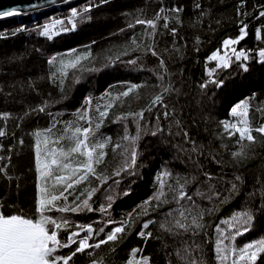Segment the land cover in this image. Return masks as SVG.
<instances>
[{
  "label": "trees",
  "instance_id": "1",
  "mask_svg": "<svg viewBox=\"0 0 264 264\" xmlns=\"http://www.w3.org/2000/svg\"><path fill=\"white\" fill-rule=\"evenodd\" d=\"M262 12L264 0H74L1 19L0 212L38 218V183L63 190L53 187L56 176L71 174L63 164L77 168L86 157L66 159L61 150L74 146L75 128H88L90 146L105 144L95 167L106 179L90 176L57 203L75 207L95 188L92 211L48 215L69 220L60 231L65 241L78 232L77 241L86 237L94 245L117 227L124 232L69 264H145V257L147 264H264V252L255 261L240 259L239 252L264 240V136L253 132L259 142L249 144L222 123L238 124L231 109L247 102L249 126L264 124ZM149 20L154 28L138 23ZM232 39L238 43L226 47ZM213 53L228 59V67L209 60ZM84 56L75 68L65 67ZM133 85L139 87L129 91ZM158 94L164 100L153 106ZM140 112L142 118L132 115ZM242 146L246 157L234 159ZM53 151L60 165L40 179L37 155L43 164ZM244 212L252 216L249 223H222ZM77 246L54 255H70ZM133 249L139 251L133 255Z\"/></svg>",
  "mask_w": 264,
  "mask_h": 264
},
{
  "label": "snow or ice",
  "instance_id": "2",
  "mask_svg": "<svg viewBox=\"0 0 264 264\" xmlns=\"http://www.w3.org/2000/svg\"><path fill=\"white\" fill-rule=\"evenodd\" d=\"M85 11H88L85 8ZM175 11H180V9H175ZM18 12L16 9H12L11 11H0V17H8L17 15ZM72 15L75 17L77 13L73 11ZM264 16V12L261 13ZM138 23H147L151 27H155L153 21H138ZM48 34V28H45V33ZM245 33L243 29H241V36L239 39L244 38ZM259 38V35H258ZM238 43V40H225L224 45L227 47L232 44ZM236 50L233 49V52ZM156 55V53H153ZM243 52L236 53V59L239 60L241 56H243ZM261 56H264V52L261 53ZM82 59H87V56L84 57H77L75 60L71 61L69 64L65 65V67L75 68L77 65L80 64ZM247 59V57H245ZM209 60H219L221 63L217 64V67H228L229 61L225 57L218 56L217 53H213ZM130 63H134V61H130ZM161 65L163 66V61H161ZM247 70V69H245ZM214 71V70H213ZM209 75H212V72H209ZM162 80L163 77H160ZM212 83L217 84L219 87L223 82L222 81H211ZM206 85H202L204 87ZM138 85H133L129 91H132ZM168 88H164V92H168ZM129 92H123V96H128ZM164 100L163 94H158L152 100V105L155 106L156 104L162 103ZM108 107H111L109 105ZM39 111H44V108H40ZM147 111H151V108L147 109ZM231 114L236 117H240L238 120V124H229L227 122L224 123L225 130L229 128L234 129L236 133H239L240 140H247L249 144H255L259 141L257 140L256 136L253 135V132L259 133L261 136H264V124L260 127L252 128L249 126L247 116H248V104L247 102H242L241 104L236 105L231 109ZM101 117H106L108 115L107 111H102L100 113ZM132 115H139L141 118L143 117V112L135 113ZM167 115V113L165 114ZM122 117H117V119H121ZM99 124H97V128H99ZM5 133L0 131V136H3ZM91 134V130L88 128L81 129L79 127L75 128L73 132L74 146L69 147L67 152L61 150V155H63L66 159L73 153H79L82 156L86 157L85 161L80 162L77 168H72L70 164L64 163V169H71L70 175H63V176H56L55 177V185H64L63 190L59 192L50 191V189L46 186H41L39 183L37 185V197L35 199V211L39 214V217L36 218L29 213L23 212L22 210L15 213H3L0 212V264H69V261L77 253H84L88 248H99L101 244L107 243L108 241H116L118 239L117 234L124 232V228L117 227L111 233L107 235V240H101L99 243L91 245L89 244L88 238H81L78 241L75 237L79 236L78 232H72L67 236L66 241L60 237V231L66 230L69 226V220L64 217L54 218L48 213L52 212L53 210L59 213H77L80 211H92V208L89 204V200L91 199L92 192L96 189L93 188L92 192L88 193V198L84 199L79 205L72 207L67 203L63 206L59 205L57 201L63 199L67 201V197L64 195L68 189L73 188L74 184H80L86 180L90 176H94L96 179L103 180L106 179L105 177H101L97 171L95 165H98L103 162L104 153L103 149L105 148L104 143H98L89 145L87 143L89 136ZM39 136V133L36 134ZM187 135V134H185ZM83 136V139L79 137ZM128 139L127 136L124 137ZM137 137H133V143ZM46 143V141H45ZM97 149L101 151L97 153ZM38 153H39V145H38ZM233 158H244L246 157V152L244 151V147H241L240 151L233 152ZM52 159L50 162L46 161L43 164L40 162L39 154L37 155V171L39 173V178L44 179L47 177H51L53 175L52 166L53 165H60V161L56 158V153L53 151ZM136 160V152L133 150L132 152V163L135 164ZM2 171V169H0ZM77 173H80L78 177L72 181V177L76 176ZM237 179H240L237 177ZM66 181H72L65 184ZM187 182V181H186ZM183 188V186H181ZM233 190H236V185H233ZM163 195V193H160ZM187 194L183 191L180 192V199L185 198ZM191 199V197H188ZM76 199H79L77 197ZM155 199H159V196L155 197ZM227 199V198H225ZM148 203V202H146ZM146 211V210H145ZM211 211V210H210ZM183 216V213H181ZM242 217H246V219L242 220ZM202 219V214L200 216ZM252 219V216L247 213H234L231 220L229 221H222V223H229L231 224L232 221L242 222V223H249ZM193 224L196 227H201V225L197 222V218H193ZM51 226V227H49ZM177 227L185 228V225L180 224L177 221ZM145 228L148 227L147 224L144 225ZM163 227V225H161ZM185 230H187L185 228ZM247 231V229H245ZM239 231L237 235H241ZM140 235L145 237L146 234L141 232ZM122 239V237H121ZM72 244H78L74 251L71 252L70 255H54L60 248H68ZM254 249V250H252ZM139 251L138 249H133L132 253ZM217 251L220 252L219 247ZM240 252V259H245L246 257L252 261H255L257 255L261 252H264V240L257 241L255 243L246 244L243 248L239 250ZM220 259H224V257H220ZM95 264V262H93ZM129 264H132L129 261ZM145 264H147V258L145 257ZM194 264V262H193ZM202 264V262H201ZM235 264V262H234Z\"/></svg>",
  "mask_w": 264,
  "mask_h": 264
},
{
  "label": "water",
  "instance_id": "3",
  "mask_svg": "<svg viewBox=\"0 0 264 264\" xmlns=\"http://www.w3.org/2000/svg\"><path fill=\"white\" fill-rule=\"evenodd\" d=\"M71 1L74 0H0V11H11L12 9H16L18 12L17 15L0 17V20L39 12Z\"/></svg>",
  "mask_w": 264,
  "mask_h": 264
},
{
  "label": "rangeland",
  "instance_id": "4",
  "mask_svg": "<svg viewBox=\"0 0 264 264\" xmlns=\"http://www.w3.org/2000/svg\"><path fill=\"white\" fill-rule=\"evenodd\" d=\"M88 231H90V230H88Z\"/></svg>",
  "mask_w": 264,
  "mask_h": 264
}]
</instances>
